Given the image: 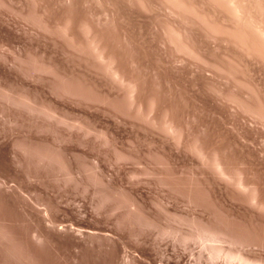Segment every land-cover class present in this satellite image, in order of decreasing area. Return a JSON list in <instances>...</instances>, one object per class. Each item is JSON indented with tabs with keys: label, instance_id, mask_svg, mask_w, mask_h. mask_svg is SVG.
I'll use <instances>...</instances> for the list:
<instances>
[{
	"label": "rangeland",
	"instance_id": "obj_1",
	"mask_svg": "<svg viewBox=\"0 0 264 264\" xmlns=\"http://www.w3.org/2000/svg\"><path fill=\"white\" fill-rule=\"evenodd\" d=\"M0 264H264V0H0Z\"/></svg>",
	"mask_w": 264,
	"mask_h": 264
}]
</instances>
